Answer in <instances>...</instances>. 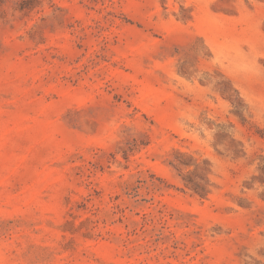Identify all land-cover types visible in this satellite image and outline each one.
Masks as SVG:
<instances>
[{
  "label": "rangeland",
  "instance_id": "obj_1",
  "mask_svg": "<svg viewBox=\"0 0 264 264\" xmlns=\"http://www.w3.org/2000/svg\"><path fill=\"white\" fill-rule=\"evenodd\" d=\"M0 264H264V0H0Z\"/></svg>",
  "mask_w": 264,
  "mask_h": 264
},
{
  "label": "trees",
  "instance_id": "obj_2",
  "mask_svg": "<svg viewBox=\"0 0 264 264\" xmlns=\"http://www.w3.org/2000/svg\"><path fill=\"white\" fill-rule=\"evenodd\" d=\"M185 185L192 189L194 192L198 193V186L196 184H194L193 182H191L190 180L188 182L185 183Z\"/></svg>",
  "mask_w": 264,
  "mask_h": 264
}]
</instances>
